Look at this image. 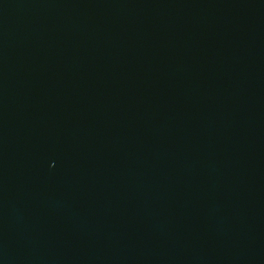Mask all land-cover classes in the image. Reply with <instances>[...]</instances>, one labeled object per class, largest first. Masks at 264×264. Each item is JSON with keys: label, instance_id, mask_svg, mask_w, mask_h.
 <instances>
[{"label": "water", "instance_id": "obj_1", "mask_svg": "<svg viewBox=\"0 0 264 264\" xmlns=\"http://www.w3.org/2000/svg\"><path fill=\"white\" fill-rule=\"evenodd\" d=\"M0 264H264V0H0Z\"/></svg>", "mask_w": 264, "mask_h": 264}]
</instances>
